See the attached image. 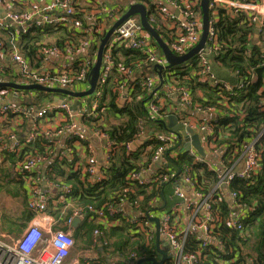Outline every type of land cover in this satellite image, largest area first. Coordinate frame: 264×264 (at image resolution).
<instances>
[{"label": "built area", "instance_id": "2783aa9c", "mask_svg": "<svg viewBox=\"0 0 264 264\" xmlns=\"http://www.w3.org/2000/svg\"><path fill=\"white\" fill-rule=\"evenodd\" d=\"M107 1L92 0L94 8L87 10L79 7L77 0H48V3L43 5H40L38 0H0V8L2 9L0 30L8 31L13 28L15 30V42H19L21 36L29 35L32 29L38 27L59 29L62 26L70 25L71 28L82 29L83 33L85 32L83 26L84 18L96 22L97 25L92 36L90 35L85 40H79L77 44L68 45L65 50L53 46L42 47L39 54L41 67H35L34 64L26 60L17 49V45H12V49L7 48L4 39H0V83L37 84L43 87L76 93L86 91L88 88L87 74L90 73L95 62V53L91 55L92 52L89 49L90 41L94 42V35H102L106 31L104 29L105 22L111 21L114 23L131 5L141 4L134 0H128L127 4L124 2L123 5L119 4L111 7L107 5ZM163 4L170 6L171 10L164 7ZM141 5L147 9L148 22L156 24L167 32L168 40H165V42L173 54L177 56L184 55L199 42L202 29L200 0H152L151 6L143 3ZM219 8L236 13H248L250 22L254 24L255 32L258 36V47H261L264 53V0H209L207 52H200L196 56L202 66L199 81L216 88L222 93H227L226 99H231L238 96L234 89L238 87V90H240L243 86H233L217 79L212 73L210 64L208 44L213 43V24L218 19L217 10ZM76 9L82 15L81 20H73ZM122 10L124 11L121 12ZM257 23L259 24L258 29L256 28ZM118 43H124L127 47L142 52L146 55V60L150 65L163 67L166 65L163 56L157 51L147 32L142 28L139 17L131 16L117 27L107 44L102 56L97 87L90 98L89 106L83 102L86 99H80V107L77 106L73 110L78 99L63 96L62 103H58V105L47 104L39 109L34 106L24 107V101L26 100L25 96L23 97L21 94L23 91H15L9 87L0 88V166L7 164L6 155L11 154L14 156L12 169L16 179L22 181L25 185L28 194L26 208L33 214L29 225L24 228L20 235L13 238L0 239V264H69L68 259L71 257L75 245L70 226L75 219L81 220L84 217L85 210L76 209L72 217L65 222L67 228L65 230L56 229L54 219L48 212L49 207L52 206L54 208L64 204L65 198H51V195L49 196L48 194V192L51 193L54 186L46 181L45 169L40 171V167L46 165L50 160H48L46 155L40 157L23 156V150L33 144L38 137L48 138L57 146L53 139L67 133V136L75 137L78 141H89V144L84 147L78 141H75L73 145L77 143L81 148L85 149V156L86 153L88 155L83 172L88 173L90 178L95 175H97L96 178H101L100 168L102 165L108 164L110 154L114 149L113 145L105 134L96 132L88 135L85 130L86 126L81 123V120L87 111H89L88 115L98 118L102 110V93L112 67L111 51L113 46ZM62 54H64L63 56L80 54V59L83 61L81 64L82 71L76 75L72 74L71 67L74 64L64 69H58V71L51 70L49 68L51 59H57ZM192 60L184 68L193 67ZM46 63L47 67L45 66ZM260 66L264 67V62ZM184 68H181V70ZM164 71L167 70H162V72ZM123 73L127 76L131 75L127 69L123 70ZM254 80L252 76L249 78L248 83H252ZM153 81L152 79H144L141 82V86L150 90L153 88ZM161 81L163 82L162 76ZM165 87L168 91L166 97L177 95L184 104L185 109L194 110L198 113H212L214 111L213 108H208L204 111L198 104H193L192 96L188 89H172L166 85ZM126 90L127 86L123 85L120 88L121 94H124ZM19 93L21 95H18ZM52 95V99H54L56 96ZM150 97L151 103L147 110L150 119L158 123L157 119L166 121L170 115L176 117L171 108L160 104L161 99L156 97L155 93ZM238 99H242V97L238 96ZM3 102L5 104H1ZM83 107H85V110L82 111ZM259 110L264 113V100ZM58 113L61 114L62 119L59 122L56 121L58 122L56 124L50 123L52 125V129H50L48 127L49 121L51 119L55 120ZM189 118L192 117L188 116L182 121L177 120L181 124L194 129L198 134L204 135L205 141H203V136H201V143H204V145L202 143V147L206 155L209 157L211 154H220V165L222 167V158L228 150L218 149L213 144L215 139L209 122L204 120L195 123ZM194 119L197 118L194 117ZM67 121L71 122L63 125ZM25 122L28 125L22 132ZM15 132H22L24 135L22 141L17 140L15 134H13ZM180 134L181 137L186 135L185 132H183L184 135H182V132ZM263 134L264 130L246 143L242 152L239 153L237 161L229 169L224 171L222 168L221 172L217 171V182L211 192L204 194L196 185L195 179H193L192 168L184 166L182 172L180 170L181 173L173 171L169 176H162L164 182L170 181L174 189L173 195L176 198V201L169 208H161L158 214H152L151 211L144 213L138 209L137 205L132 207L127 202L132 208V213L129 216H124L127 217L126 221L131 226L132 235H139L148 245L155 246V225L150 219L158 218L160 221V243L158 248L167 256L162 264H204L205 260L211 257L217 264H223V261H225L223 258L227 257L228 253L224 250L222 243L213 236V231L224 223L229 229L241 232L246 226L250 213L254 212L252 207L246 208L244 205L236 204V195L229 192L228 186L234 179L249 178L258 173L260 154L256 149V144ZM151 138H155L161 143H167V146L171 149L169 151L165 150V148L155 150L148 169L133 174L129 180L136 181L141 186L146 185L152 181L157 171L163 167L164 170H168L166 167L170 158L173 159L183 152L192 157L195 164L206 163L210 171H216L208 165L206 159H202L193 150H183V141L176 148L178 143L176 136L166 129L159 133H151L149 137H147L146 132H140L136 140L126 144L125 148L127 151H134ZM93 139H100L106 144L101 158L94 154ZM143 139L146 140L141 142ZM171 151H178V153L171 156L169 154ZM51 154H53L52 151H50L49 155ZM231 154L237 155L238 151L232 149ZM65 155L60 158L67 157L71 160L67 153ZM239 163L243 164L244 167L235 170ZM80 165L82 166L79 162L75 163L74 170H78ZM149 171V177L145 178ZM177 176L179 178H176ZM183 187L189 188L190 193H188V196H186L187 194ZM60 190L65 197L71 192L69 186H62ZM224 197L230 204V211H228L226 217L221 216L217 205ZM148 207L157 209L161 206L159 201L156 200L150 202ZM118 208L108 207L104 211V209L95 210L89 206L87 210L94 213L97 222H101L106 228H112L121 224V217L117 215L120 212ZM101 235L102 232L98 229L93 232L94 238H98ZM189 242L195 243V248L198 251L189 252V250H186ZM210 244L216 249H212ZM219 253L223 258H220ZM132 257H134V254L130 257L133 260L129 261L128 264H135L140 259H147H134ZM155 257H157L158 261L160 260L158 254ZM121 262L116 259L112 263H108L122 264ZM227 262L232 264L235 262V258L232 257Z\"/></svg>", "mask_w": 264, "mask_h": 264}, {"label": "trees", "instance_id": "16d2710c", "mask_svg": "<svg viewBox=\"0 0 264 264\" xmlns=\"http://www.w3.org/2000/svg\"><path fill=\"white\" fill-rule=\"evenodd\" d=\"M128 0H125L127 4ZM145 5H152V0H134ZM122 10L121 12H123ZM217 21L213 24L214 37L213 43H209L210 64L212 73L217 79L223 80L233 86H243L234 91L241 96L226 99L227 93H222L216 88L199 81L202 66L194 57L190 68L183 70H167L161 72L163 82L166 86L177 89H188L193 104H198L202 110L213 108L222 119L209 122L212 127L214 145L218 149H227L228 152L222 158L223 170L229 169L233 163L237 161L239 153L242 152L248 141L264 130V113L260 112V106L264 100V67L260 65L264 62V53L261 47H258V36H254L255 26L250 22L248 13L227 11L219 8L217 10ZM81 20L82 15L76 9L73 20ZM156 30L158 35L165 41L168 40L167 32L158 27L154 23H150ZM84 29L87 28L85 23ZM83 29V30H84ZM106 31L102 35H94V42L91 43L89 49L94 55L100 40L104 37ZM93 34V33H92ZM86 33H82V29L71 28L70 25L62 26L59 29L52 27H38L32 29L29 35L21 36L19 42L16 41L15 30H0V39H4L7 48L12 49V45H17V49L21 55L35 67H41L40 50L42 47H57L65 50V47L77 44L79 40H85ZM53 42H47V39ZM19 39V38H17ZM157 51L160 53L156 44L151 40ZM161 54V53H160ZM82 59H78L71 67L72 74L76 75L82 71ZM111 70L107 77V84L102 93L101 112L98 118L88 115L89 111L82 117L81 123L86 126V133H101L108 136L113 145L108 164L102 165L100 168L101 178H90L89 174L83 172L86 167L80 165L78 170H74V165L79 160L73 153V158L69 160L65 155V149H58L52 141L45 137L38 139L23 150V156H48L50 160L45 165V179L54 186L51 198H65V203L56 207H49V213L53 217L56 229L67 228L65 222L70 219L74 211L83 208L84 217L78 225V233L74 237V241L81 240L83 247L88 249L92 245L93 232L98 229L102 235L97 239L99 242H107L102 247L100 253L102 258L95 264H110L106 261V255L114 256L122 261V264H128L131 255L134 254L136 259L150 258L157 255L154 245H148L139 235H132L131 226L126 221V216L119 212L117 215L121 217V224L108 230L97 222L94 213L87 210L90 206L95 210L106 211L108 207L117 208L121 204L128 202L132 207L138 206L141 212L151 211L156 213L161 207L155 209L150 208L149 203L163 197L167 199L166 193L171 187L170 181L164 182L162 176H169L171 172L179 171L181 173L184 166L192 168V176L196 185L204 194L212 191L217 182V171H210L206 163L195 164L187 153H179L173 159L167 162V171L164 167L157 171L152 181L146 185H139L136 181L129 180L133 174L146 171L151 164L153 153L158 148H165L169 151L171 148L167 143H161L155 138L149 139L145 144L134 151H127L125 146L134 142L140 132H146L151 128L152 132L163 129L160 123H156L149 118L144 101L148 94V89L141 86V82L147 78H135L132 76L150 65L146 60V55L138 50L127 47L124 43H118L113 46L111 51ZM216 66L218 72L212 68ZM127 69L130 76L123 73ZM217 73V74H216ZM220 75H226L222 78ZM89 74V73H88ZM87 74V76H88ZM255 79L252 83H248L250 77ZM222 78V79H221ZM229 78V79H228ZM127 86V94L122 96L120 88ZM199 89L202 93L201 98L193 96V91ZM51 96L50 93L38 92L33 102L24 101V107L41 108L46 100ZM145 98V99H144ZM109 116H114L121 120L117 124L109 125ZM51 117V115H49ZM67 121L64 124H68ZM25 122L23 130L27 127ZM78 141L77 138L67 136L65 144H72ZM83 147L89 144L81 142ZM236 149L237 155H232L231 150ZM256 149L260 154V167L258 173L249 178L234 179L228 186V190L236 195V204L244 205L246 208H254V212L250 213L246 226L241 232L229 229L224 223L213 231V236L222 243L224 250L228 256L223 258V264H228L232 257L235 262L232 264H264V134L258 139ZM50 151L54 154H50ZM173 151L169 152L172 153ZM53 157V158H52ZM86 157H88L86 153ZM52 158V159H51ZM60 158V159H59ZM7 164L0 166V192L13 198L28 199L25 185L22 181L16 179L12 169L14 161L13 155H6ZM181 170V172H180ZM176 178H179L177 176ZM69 186L71 192L66 197L60 188ZM218 209L222 217H226L230 211V204L226 198H222L218 202ZM169 204L167 203V209ZM26 207V203H25ZM28 218L32 219L33 214L25 208ZM248 212V210H246ZM6 226H10V221H6ZM13 227H24L20 224H14ZM195 243H188L189 252L198 251ZM81 247V248H83ZM212 249H216L210 244ZM90 248V247H89ZM204 264H217L211 258H207Z\"/></svg>", "mask_w": 264, "mask_h": 264}, {"label": "crops", "instance_id": "0c3cea01", "mask_svg": "<svg viewBox=\"0 0 264 264\" xmlns=\"http://www.w3.org/2000/svg\"><path fill=\"white\" fill-rule=\"evenodd\" d=\"M40 2V5H43L44 3H48V0H38ZM105 1V0H104ZM78 2V6L79 7H83L87 10H91L94 8V4L92 2V0H77ZM125 2V0H111V1H107V5L111 6V7H115L118 6L119 4L123 5ZM138 3V2H137ZM164 7H166L167 9L171 10V7L168 5H164ZM1 14V13H0ZM85 23V25L87 26V28H85V32L86 35L85 37H89L90 35L92 36V33L95 29L96 22L91 21L89 19L84 18L83 19V24ZM115 23V22H114ZM111 21L105 22L104 23V29L107 30L114 24ZM254 36L257 37L256 32H254ZM93 38V37H92ZM94 40V38H93ZM91 43L93 41H90ZM100 43V42H99ZM99 45V44H98ZM90 52H92V50L90 49ZM96 53V52H95ZM62 54V56H60L57 59L52 58L51 59V63L49 65V68L51 70H56L58 71V69H64L68 66H72V64H74L78 59L81 58L80 54H71V55H65ZM45 66L47 67V63L45 64ZM151 67H153V65H147L144 68H142L141 70H139L135 76H132L131 80L133 81L135 78H147V79H152L153 81V88L148 90V94L147 97L144 101L145 102V107L146 110H148V106L151 103V99H150V95L152 94L153 91H155L156 89H158L160 87L161 84V74L159 75V73H157L155 70H153ZM215 72H218V68L216 66L212 67ZM217 74V73H216ZM219 74V73H218ZM222 78H225L226 75H220ZM221 78V79H222ZM229 79V78H228ZM228 81L227 79H223ZM162 87L155 92V96L158 97L159 99H161V105L162 106H166L168 108L172 109L173 114L176 115L177 119H179L180 121L185 120L186 117L190 116L192 118H189L191 121L198 123L202 122V121H207V122H212V121H216L218 119H222L223 115L222 114H218L215 109L212 113H205V112H196L194 110H188L185 109L184 104L180 101V99L178 98L177 95H171L170 97H166V94L168 93V91L166 90L165 84L164 82H162ZM24 93V91H23ZM23 93H21L23 95V97L25 96ZM28 95L25 96V100L28 102H33V100L36 98L37 94L35 92H27ZM46 93V92H45ZM20 93L18 95H21ZM51 94V93H50ZM125 94V93H124ZM122 94V96L124 95ZM126 96V95H125ZM193 96L196 98H201L202 97V93L199 89H195L193 91ZM53 95L51 94V96L49 97L48 100L45 101L44 105H58V101H55L54 99H52ZM57 99H60V97H57ZM86 103V101H83ZM83 106H85L84 103H82ZM85 110V107L82 108V111ZM77 111H79V109H77ZM196 117L197 119H194V117ZM62 117L61 114L58 113L56 115L55 120L51 119L49 121V125L48 127H50V129H52V125L51 124H56L59 121H61ZM58 121V122H56ZM108 122L111 121H116L117 123H119L121 120L116 119L114 116H109ZM51 123V124H50ZM151 128H148V130L146 131V135L147 137H149L151 135L152 130H150ZM164 129H159L158 131H155L157 133L163 131ZM12 134V133H10ZM15 134V137L17 138L18 141H22L23 139V134L22 132H15L13 133ZM67 133H64L61 136L55 137L53 140L55 141L57 148L61 149L64 148L65 149V153L68 154V156L72 159L73 158V153H75L76 158L79 160L78 162L81 163L82 165L85 164L87 157L85 156V149L81 148V146H79L77 143L72 145V144H65L66 138H67ZM182 135L183 132H182ZM201 136H203V141H205V137L204 135L200 134V138ZM146 139H143L141 142H144ZM203 143V142H202ZM92 144H93V149H94V154L98 157L101 158L103 156V152L105 151L106 148V144L104 141L100 140V139H93L92 140ZM204 145V143H203ZM67 150V152H66ZM178 153V151H174L171 154V156H173V154ZM220 158L221 155L216 153V154H211L209 155L208 159L206 160V162L208 163V165H210L212 168H214L216 171L221 172L222 171V167L220 165ZM205 160V159H204ZM244 166L243 164L239 163L236 166L235 170H239L242 169ZM45 169V165L40 167V171H43ZM98 173V172H97ZM150 175V171L146 174V177H149ZM97 175H95L93 178H96ZM188 188V187H187ZM184 188L185 193L187 194L186 196H188L190 193L189 188ZM189 190V192H188ZM174 189L173 186L169 187V191L166 193V200L162 197L161 199H159V203L161 208H166L167 203L169 204L168 208L173 205V203L176 201V198L173 195ZM5 195V196H4ZM3 196L6 198H9L11 200H15L20 202L22 204L21 207L17 206V203L15 204H3L1 203L0 205V209H2L1 212L0 211V239H6V238H13V237H17L18 235H20V233L24 230L25 227H27L31 221L30 218H28V214L25 211V203L27 205V198L24 200L23 198H13L10 197L6 194H3ZM227 200V199H226ZM8 202V200H6ZM79 209V208H78ZM82 210H84L83 208H80ZM119 211L121 213H123L124 215L129 216L130 213H132V208L130 207V205L125 202L123 204H121L119 206ZM10 221V226H6V221ZM74 222V221H73ZM73 222L70 226V231L72 232V235L75 237V235L78 233L77 227L78 225L81 223V220H79L78 223H75V226H73ZM13 223L14 224H20L23 225L24 227H20L18 230L17 228L13 227ZM110 228H107L106 230H108ZM75 242V241H74ZM107 245V242H105V240H103V242H99V240L94 237H92V245H90L88 247V249H85V247H83V244L81 243V240H77L75 242L74 245V250L73 253L71 255V257L68 259V263L69 264H95L97 263L101 258H102V253H100V250L102 247H105ZM83 247V248H81ZM106 257V261L107 263L110 262L112 263L114 260L118 259L115 258L114 256H110L109 254L105 256Z\"/></svg>", "mask_w": 264, "mask_h": 264}, {"label": "water", "instance_id": "95a60500", "mask_svg": "<svg viewBox=\"0 0 264 264\" xmlns=\"http://www.w3.org/2000/svg\"><path fill=\"white\" fill-rule=\"evenodd\" d=\"M200 8L202 12V29H201V35L199 42L190 49L187 53L184 55L177 56L173 54L170 49L168 48L166 42L158 35L156 30L151 26V24L148 22V12L147 9L141 5V4H134L131 5L127 11L107 30L104 37L100 40V43L96 49L95 53V62L93 67L91 68V71L88 75L87 79V85L88 88L86 91L83 92H70L66 90L56 89V88H48L43 87L37 84H31V85H20L15 83H9V82H2L0 83V88L3 87H9L14 89L15 91H24V92H46L54 94L56 97L54 98L55 101H58V103H62L61 100L63 96H69L74 99H78L75 103V106L73 107V110L76 109L77 106L80 107L81 102L80 99H86L87 106L90 105V98L93 96L96 87L97 82L100 74V68L102 64V56L103 53L107 47V44L117 29L127 18L131 16H138L140 19V24L145 32H147L150 39L156 44L158 47L161 55L163 56L166 65L158 66L154 65L151 67L153 70H155L157 73L162 72V70H177L180 68L186 67L191 60L196 57L200 52H207V39H208V31H209V0H200ZM0 13H2V9L0 8ZM259 24H256V28L258 29ZM162 81L160 84V87L152 92V95L157 92L162 87ZM127 91H125L126 93ZM127 94V93H126ZM150 95V96H152ZM57 97H60L57 99ZM151 98V97H150ZM5 104V102L1 103ZM158 123H160L164 129L172 132L176 138H177V145L176 148H178L182 141L184 144L182 145V149L185 151L193 150L197 155H199L202 159H208V156L206 155L204 148L202 147L200 134H198L194 129L185 126L178 122L177 118L173 115L168 116L166 121L162 120H156ZM181 132H185V136L181 137ZM179 171H177L178 173ZM151 222L155 225V247L157 250V254L160 256V260L158 261L157 257H151L147 259H140L135 264H162L165 259L167 258L166 254L159 250L158 246L160 243V221L158 218H151ZM79 219H75L73 222V226H75V223H78Z\"/></svg>", "mask_w": 264, "mask_h": 264}, {"label": "rangeland", "instance_id": "374dc122", "mask_svg": "<svg viewBox=\"0 0 264 264\" xmlns=\"http://www.w3.org/2000/svg\"><path fill=\"white\" fill-rule=\"evenodd\" d=\"M47 42H50V43H51V42H53V41H52V39L49 38V39H47ZM34 92H35L36 94L38 93L37 91H34ZM23 94H24L25 96L28 95L27 92H24ZM54 96H55V95H54ZM108 123H109V125L117 124L116 121H111V122H108ZM4 196H5V195H4ZM4 196H3V193L0 192V205H1V203H3V204H12V205L15 204V203H17V206H18V207H21V206H22V204H21L20 202H18V201L15 202V200H11V199H9V198H7V197L5 198ZM6 200H8V202H7ZM1 210H2V209H0V211H1ZM1 212H3V211H1Z\"/></svg>", "mask_w": 264, "mask_h": 264}]
</instances>
